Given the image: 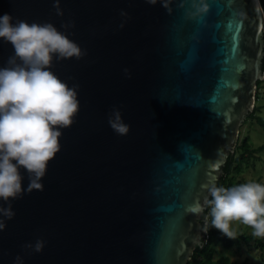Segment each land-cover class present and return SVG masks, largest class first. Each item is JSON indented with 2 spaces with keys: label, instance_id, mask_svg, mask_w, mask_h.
I'll return each instance as SVG.
<instances>
[{
  "label": "water",
  "instance_id": "1",
  "mask_svg": "<svg viewBox=\"0 0 264 264\" xmlns=\"http://www.w3.org/2000/svg\"><path fill=\"white\" fill-rule=\"evenodd\" d=\"M4 14L52 23L86 54L53 58L78 86V113L43 191L10 201L0 264H188L264 79L261 1L0 0ZM13 54L0 38V67ZM114 110L126 134L110 127ZM37 239L40 252L24 247Z\"/></svg>",
  "mask_w": 264,
  "mask_h": 264
},
{
  "label": "clouds",
  "instance_id": "2",
  "mask_svg": "<svg viewBox=\"0 0 264 264\" xmlns=\"http://www.w3.org/2000/svg\"><path fill=\"white\" fill-rule=\"evenodd\" d=\"M54 7L61 14L58 4ZM0 38L14 49L7 66L0 67V201L7 205L0 204L3 231L5 220L15 215L10 201L22 198L25 192L43 191L40 181L47 164L60 150V129L71 126L78 113V86L70 88L50 70L53 58L80 59L86 53L52 23L29 24L20 19L13 23L10 14L0 16ZM108 122L118 134L129 130L119 111L114 110ZM20 169L28 173L26 190ZM208 191L212 199L205 206H210L211 227L236 239L230 225L239 221L250 226L254 236L264 237V185L247 182L226 188L212 184ZM43 246L40 239L24 245L37 253ZM14 264H23L19 255Z\"/></svg>",
  "mask_w": 264,
  "mask_h": 264
},
{
  "label": "rangeland",
  "instance_id": "3",
  "mask_svg": "<svg viewBox=\"0 0 264 264\" xmlns=\"http://www.w3.org/2000/svg\"><path fill=\"white\" fill-rule=\"evenodd\" d=\"M260 87L256 89V100L254 106L259 111L253 117H247L237 139L240 144L245 138L251 149H256L253 157L246 163L241 164L239 169H234L230 175L233 184L239 185L247 182H256L264 185V149L258 150L264 146V128L257 121L258 118L264 120V79L260 82ZM236 147V146H235ZM240 151L236 154L239 155ZM234 166H237V162ZM236 234L254 236L253 229L239 221H233L230 225ZM256 237V236H254ZM264 243V237H256ZM207 240V239H206ZM204 240V242L206 241ZM214 259L219 257H228L232 262H245L246 264H264V248L258 245V241H241L231 248H225L221 242L215 241Z\"/></svg>",
  "mask_w": 264,
  "mask_h": 264
},
{
  "label": "trees",
  "instance_id": "4",
  "mask_svg": "<svg viewBox=\"0 0 264 264\" xmlns=\"http://www.w3.org/2000/svg\"><path fill=\"white\" fill-rule=\"evenodd\" d=\"M262 2V6L264 9V1ZM262 70L264 73V58L262 60ZM260 81L257 82V88L260 87ZM259 111V108L254 106L253 111L248 114L247 117H253L257 112ZM260 125L264 128V120L261 118H258L257 120ZM264 149V146H261L258 148V150ZM239 153V155L236 154ZM256 149H251L248 138H245L240 144L238 142L236 143V147L234 149V152L231 153L227 160L226 164L224 166V173L219 179L217 186H223L226 188H230L232 186H235L233 184L232 178H230V175L232 171L236 168L239 169L241 164L246 163L251 157H253ZM237 162V166H234ZM212 199V198H211ZM210 199V200H211ZM208 217L207 225L206 227L209 228L207 231V240L203 242V245L201 247H196L191 259L189 260L188 264H246L245 262H232L228 257H219L218 259H214V252H215V241L221 242L225 248H231L234 245L240 243L241 241L248 242L249 240H255L258 241V245H260L261 248H264V243H262L261 240L257 239L254 236H246V235H239L236 234V239H229L228 237L224 236L219 230L215 229L214 227H211V216H210V206H207V209L204 211L203 218Z\"/></svg>",
  "mask_w": 264,
  "mask_h": 264
},
{
  "label": "built area",
  "instance_id": "5",
  "mask_svg": "<svg viewBox=\"0 0 264 264\" xmlns=\"http://www.w3.org/2000/svg\"><path fill=\"white\" fill-rule=\"evenodd\" d=\"M260 1H264V0H260ZM262 3V2H261Z\"/></svg>",
  "mask_w": 264,
  "mask_h": 264
}]
</instances>
